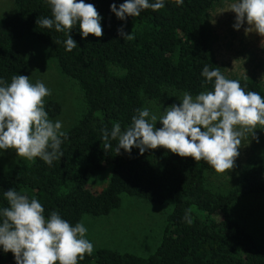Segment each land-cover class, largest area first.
Segmentation results:
<instances>
[{
  "label": "trees",
  "instance_id": "obj_1",
  "mask_svg": "<svg viewBox=\"0 0 264 264\" xmlns=\"http://www.w3.org/2000/svg\"><path fill=\"white\" fill-rule=\"evenodd\" d=\"M223 0H164V7L140 16L118 19L110 10L124 0H84L100 13L104 35L82 38L79 25L69 35L77 47L65 50L66 33L41 27L37 20L51 18L46 0H14L13 13L0 16V79L10 83L14 75H26L29 61L14 42L29 36L47 46L58 70L77 86L83 112L64 130L60 160L52 165L36 158L8 170H0V209L8 207L9 188L29 199L35 197L47 218L52 211L73 226L84 215L104 216L118 209L121 195L154 204L172 200L166 225L155 251L146 257L109 248H97L79 264H264V235L256 237L233 215L232 207L250 194H264V158L254 157L240 172L234 186L224 193L208 185L206 162L180 157L167 149L120 150L118 140L104 150L102 129L114 123L122 131L143 109L146 100H160L167 93L212 90L213 82L201 75L205 65L217 68L205 23L207 12ZM155 0H149L153 3ZM131 32L123 39L118 29ZM220 70V69H219ZM225 76V75H224ZM239 80L246 91L264 97V86L253 78ZM48 116L60 114L57 101L44 104ZM3 150V149H0ZM109 171L105 185L99 187ZM190 210L192 223L185 219ZM0 264H16L13 254L0 246Z\"/></svg>",
  "mask_w": 264,
  "mask_h": 264
},
{
  "label": "clouds",
  "instance_id": "obj_2",
  "mask_svg": "<svg viewBox=\"0 0 264 264\" xmlns=\"http://www.w3.org/2000/svg\"><path fill=\"white\" fill-rule=\"evenodd\" d=\"M51 8V18L36 21L41 27L66 33L65 50L77 47L69 35L77 24L82 38L90 34L99 38L104 35L101 15L91 3L84 0H46ZM182 5L183 0H174ZM164 0H124L117 7L110 5L115 16L138 17L142 10L153 12L164 7ZM235 13L233 28L239 30L247 23L245 33L256 32L264 37V0H235L227 10ZM223 12V11H221ZM123 39L134 36L118 29ZM201 75L205 82H213V89L199 92L195 97L185 92L179 104L165 107L157 116L145 107L136 109L131 125L122 131L114 123L111 131L102 129L104 150L118 140L116 154L123 149L130 153L138 148L167 149L180 157L206 162L217 174H225L235 167L239 148L245 139H257L256 128L264 129V97L256 91H246L239 80L226 78L219 67L209 69L205 65ZM247 78V77H246ZM51 94L43 82L32 83L28 75H14L10 83L0 79V149H14L18 157L27 161L41 159L52 165L63 156L61 149L62 122H53L45 111L44 98ZM161 123L160 128L155 123ZM8 207L0 209V246L5 253L11 252L16 264H79L94 251L86 238L83 222L74 226L56 211L46 218L44 207L35 197L9 188L4 192ZM185 221L190 225V210Z\"/></svg>",
  "mask_w": 264,
  "mask_h": 264
},
{
  "label": "rangeland",
  "instance_id": "obj_3",
  "mask_svg": "<svg viewBox=\"0 0 264 264\" xmlns=\"http://www.w3.org/2000/svg\"><path fill=\"white\" fill-rule=\"evenodd\" d=\"M235 0L216 3L206 14L205 23L213 58L221 73L228 77H248L264 86V37L256 32L245 33V22L239 30L233 28L235 13L227 10ZM14 0H0V16L13 13ZM223 11V12H221ZM29 61L26 75L32 83L43 82L51 94L44 98L57 101L61 112L49 117L53 122H62V131L70 128L83 112V101L78 86L57 68L50 49L29 36L14 42ZM182 93H167L160 100H146L145 107L157 116L165 107L179 104ZM195 97V96H193ZM45 104V103H44ZM144 107V108H145ZM162 125L155 123L156 128ZM257 139L249 137L242 142L235 167L221 175L215 171L207 172L208 185L220 193L235 185L241 170L254 158H264V129L256 128ZM30 161L18 157L14 149L0 150V170H8L18 164ZM107 171L99 187L105 185L109 177ZM173 201L162 204L150 203L138 197L121 195L118 209L104 216L84 215L80 222L87 228L86 238L97 248H109L119 252H129L146 257L153 253L160 243L166 225V217L173 208ZM235 218L252 233L264 235V194H250L232 207Z\"/></svg>",
  "mask_w": 264,
  "mask_h": 264
}]
</instances>
